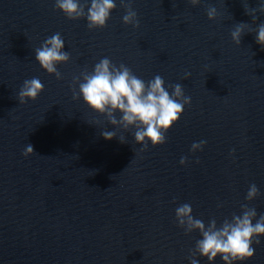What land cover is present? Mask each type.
<instances>
[{
    "label": "water",
    "instance_id": "1",
    "mask_svg": "<svg viewBox=\"0 0 264 264\" xmlns=\"http://www.w3.org/2000/svg\"><path fill=\"white\" fill-rule=\"evenodd\" d=\"M259 2L132 0L133 27L116 0L106 25L89 29L55 0H0V264H190L201 237L178 225V206L189 203L205 224L241 214L242 204L264 214V47L255 40L264 12L254 20L245 10ZM241 22L237 44L231 31ZM57 32L70 53L57 65L61 79L35 60ZM103 57L145 81L160 75L165 86L182 85L191 100L164 143L144 148L134 128L73 99V77ZM33 77L43 90L19 103ZM104 130L117 136L105 139ZM253 183L259 194L248 201ZM260 241L244 264H264ZM214 264H223L219 256Z\"/></svg>",
    "mask_w": 264,
    "mask_h": 264
},
{
    "label": "clouds",
    "instance_id": "2",
    "mask_svg": "<svg viewBox=\"0 0 264 264\" xmlns=\"http://www.w3.org/2000/svg\"><path fill=\"white\" fill-rule=\"evenodd\" d=\"M201 0H191L197 5ZM126 9L122 16L125 24L139 26L137 13L132 8V0H120ZM116 0H55L54 7L61 10L70 19L85 18L89 29L102 28L110 18L111 11L116 8ZM246 13L256 19L257 11L264 12V0H260L259 8H245ZM209 19L217 16L215 6L207 9ZM245 23H238L231 31L232 40L240 44L244 33ZM256 43L264 47V23L255 29ZM70 53L65 50V40L59 32L47 37L35 49V60L49 74H55L61 79L57 65L69 61ZM190 73H185L187 79ZM43 83L38 77L25 79L20 86L17 97L19 103L35 100L43 90ZM73 99L82 100L93 110L104 115L113 126L128 130L134 128V139L138 144L147 148L148 142L156 146L165 142V133L177 122L184 111V106L191 98L186 96L180 83L165 86L160 75L150 80H143L135 75L124 63L119 65L108 57L101 58L94 64L91 71L85 69L73 77ZM119 113V116H117ZM101 135L105 139L117 136L113 130H104ZM121 143L124 136H119ZM205 140L193 142L191 151L202 149ZM33 153V146L27 144L23 154ZM187 161L181 157L180 164ZM259 194L256 184L248 188L245 199L253 200ZM219 206V205H218ZM241 214H233L231 219L225 218L219 225L215 218L207 224L202 219L192 215L193 209L189 203H184L175 209L178 225L185 233L198 231L194 249L189 256L190 264H200L197 256L205 257L209 264H214L219 256L223 264H244L255 254L253 244H260L264 235V214L257 213L255 208L247 204L241 205Z\"/></svg>",
    "mask_w": 264,
    "mask_h": 264
}]
</instances>
